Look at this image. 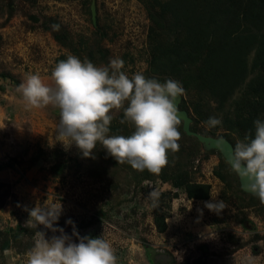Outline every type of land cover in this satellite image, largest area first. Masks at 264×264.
<instances>
[{"label": "rangeland", "instance_id": "1", "mask_svg": "<svg viewBox=\"0 0 264 264\" xmlns=\"http://www.w3.org/2000/svg\"><path fill=\"white\" fill-rule=\"evenodd\" d=\"M144 1L0 0V264H27L37 238V229L27 223L29 211L59 203L57 227L71 236L73 228L66 224L71 220L80 236H102L111 242L118 264H264L263 203L242 195L237 177L222 164L219 153L203 151L182 132L181 123L180 149L169 153L161 174L187 171L190 182L210 186L206 201L187 199L160 174L117 164L99 143L94 158H83L75 146L68 148L55 136L59 109L51 105L30 109L23 101L20 86L27 75L38 74L46 85L54 86L52 71L69 55L97 66L120 58L129 77L140 72L160 78L148 73V32L156 11ZM55 24L60 25L58 31L52 28ZM179 109L188 113L193 132L223 136L219 126L206 128L209 117L223 119L206 94L187 91ZM111 114L109 134L131 135V124L120 123L123 109ZM239 140L233 138L235 144ZM153 190L164 197L159 203L167 215L163 233L156 230L155 210L149 207ZM214 199L227 204L219 214L205 208ZM46 235L50 238L52 233ZM5 248L9 249L3 252ZM158 254L167 260L156 259Z\"/></svg>", "mask_w": 264, "mask_h": 264}, {"label": "clouds", "instance_id": "2", "mask_svg": "<svg viewBox=\"0 0 264 264\" xmlns=\"http://www.w3.org/2000/svg\"><path fill=\"white\" fill-rule=\"evenodd\" d=\"M60 25H52L59 30ZM123 59H112L106 66H97L88 59L69 55L52 71L54 86L46 85L38 74H29L20 86L26 107L59 109L60 120L55 136L68 148L75 146L83 158H94L97 144L117 164L147 170L159 175L168 164L169 153L178 152L181 133L177 100L186 95L179 81L163 82L143 73L129 75L123 70ZM123 109L121 124L130 123L131 135H110L112 111ZM208 130L222 126V119L209 117ZM254 133L239 140L228 158V164L245 190L264 203V117L253 122ZM224 143L216 141L217 148ZM160 193H149V207H159ZM227 204L223 200L205 203L216 214ZM62 205L37 206L29 211L28 224L37 229L36 240L27 253V264H118L110 241L102 236H80L71 220V236L57 227ZM44 230H39L40 228ZM52 236L47 237L46 233ZM58 233V235H57Z\"/></svg>", "mask_w": 264, "mask_h": 264}, {"label": "trees", "instance_id": "3", "mask_svg": "<svg viewBox=\"0 0 264 264\" xmlns=\"http://www.w3.org/2000/svg\"><path fill=\"white\" fill-rule=\"evenodd\" d=\"M144 2L156 11L148 32L149 75L160 77L159 81L164 80L161 77L179 81L186 92L206 94L222 113V126L218 127L224 131L222 137L235 148L233 138L242 140L254 133V120L264 117V0ZM88 56L93 58V53ZM221 162L231 171L222 157ZM181 171L160 173V178L182 189L189 200H208L210 186L190 182L187 171ZM214 175L226 182L220 172ZM163 198L161 195L159 203ZM166 219L160 207L155 209L153 220L159 233L166 230Z\"/></svg>", "mask_w": 264, "mask_h": 264}, {"label": "water", "instance_id": "4", "mask_svg": "<svg viewBox=\"0 0 264 264\" xmlns=\"http://www.w3.org/2000/svg\"><path fill=\"white\" fill-rule=\"evenodd\" d=\"M90 10H91V21H92V24L95 26L96 25V11L94 8V3H92ZM180 103H181V99L180 100L178 99L177 100L178 108H179ZM179 114H180L179 118L181 119V130H182V132L187 137L194 138L201 145L203 151H205V152L217 151L220 154V156L223 158V160L226 162L228 167L230 168V166L228 164V158L230 157V155L232 154V152L234 150L233 145L227 139H225L223 137L215 138V137H211V136H203V135H200L196 132H193L191 130V127H190L192 124V120L188 116V113L185 110L179 109ZM220 138H223L224 143L219 148H217L216 141ZM237 180H238V184H239L241 192H243L244 194L255 197L251 193L247 192L245 190V188L243 187V185L245 184V181H240L238 179V177H237ZM263 206H264V203H263ZM155 258L162 260V261H166L168 257L165 255L158 254V255H156Z\"/></svg>", "mask_w": 264, "mask_h": 264}, {"label": "crops", "instance_id": "5", "mask_svg": "<svg viewBox=\"0 0 264 264\" xmlns=\"http://www.w3.org/2000/svg\"><path fill=\"white\" fill-rule=\"evenodd\" d=\"M9 249V248H8ZM7 248L3 249V252H6V250H8Z\"/></svg>", "mask_w": 264, "mask_h": 264}]
</instances>
